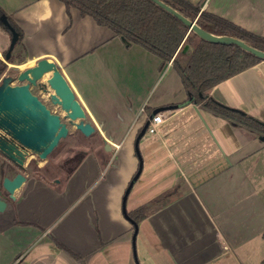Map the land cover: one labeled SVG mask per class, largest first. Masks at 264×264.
Returning a JSON list of instances; mask_svg holds the SVG:
<instances>
[{
    "label": "crops",
    "instance_id": "0c3cea01",
    "mask_svg": "<svg viewBox=\"0 0 264 264\" xmlns=\"http://www.w3.org/2000/svg\"><path fill=\"white\" fill-rule=\"evenodd\" d=\"M56 1L30 0L12 13L0 6L24 33L49 22L54 8L64 13L40 60L57 64L102 149L87 151L63 178L40 177L17 191L18 203L0 214V224L20 236L29 228L41 233L16 263L264 264V141L203 110L170 62L164 66L76 9L70 20ZM187 1L264 37V0ZM210 97L264 120V61ZM157 110L163 123L138 142ZM137 175L126 211L150 210L138 224L136 256L124 198Z\"/></svg>",
    "mask_w": 264,
    "mask_h": 264
},
{
    "label": "trees",
    "instance_id": "16d2710c",
    "mask_svg": "<svg viewBox=\"0 0 264 264\" xmlns=\"http://www.w3.org/2000/svg\"><path fill=\"white\" fill-rule=\"evenodd\" d=\"M71 20V10L111 29L115 36L124 38L127 44L142 46L158 56L163 65L173 61L185 90L194 96L201 108L224 119L233 126L247 129L257 136H264V122L256 117L214 101L210 92L218 84L238 75L262 60L235 45L212 44L200 39L178 18L151 0H59ZM208 33L235 37L250 46L264 51V37L216 16L202 11L200 4L187 0H161ZM0 12L6 14L0 6ZM6 16L14 24V20ZM17 26V25H16ZM19 28V26H17ZM20 31H22L19 28ZM188 46L187 50L184 48ZM6 57V55H5ZM7 63L0 59V78ZM150 208L142 206L128 213L137 224L143 221ZM65 251L73 254L68 248Z\"/></svg>",
    "mask_w": 264,
    "mask_h": 264
},
{
    "label": "water",
    "instance_id": "95a60500",
    "mask_svg": "<svg viewBox=\"0 0 264 264\" xmlns=\"http://www.w3.org/2000/svg\"><path fill=\"white\" fill-rule=\"evenodd\" d=\"M151 1L182 21L189 28V31H193L200 39L212 44L238 46L264 61V51L250 46L245 41L235 37L218 36L208 33L196 21L188 19L163 1ZM6 18L7 16H4V21ZM5 24L12 32L11 44L5 57L8 61L20 37L19 33L10 26L7 20ZM122 41L127 44L124 38H122ZM49 74L51 76L47 80V84H42V88L44 92L49 93L48 87L53 91V93H50V100L53 105L59 106L65 113L64 120L59 114L53 113L39 97L30 91L31 85H36ZM18 80L27 83L13 86L11 85L13 78L7 76L0 85V132H3L5 135L4 138H0V150L8 159L23 163L29 156L37 155L40 159L45 160L59 145L60 141L67 138L70 133L69 126L75 127L86 137L95 134V126L87 119L85 110L77 100L73 89L55 62L46 58L41 59L37 62L36 66L21 72ZM158 112L159 110L153 112L150 119ZM148 126L149 120L143 126L138 137V142L146 134ZM260 140L264 141V136H261ZM106 148L109 149L108 144H106ZM137 178L138 175L133 179L124 198L125 217L134 226V249L139 227L128 215L125 203L127 195ZM26 181V176L21 173L12 179L9 177L4 179V186L10 193L12 200H16L17 191L25 185ZM7 206V202L0 197V214L7 209Z\"/></svg>",
    "mask_w": 264,
    "mask_h": 264
},
{
    "label": "rangeland",
    "instance_id": "374dc122",
    "mask_svg": "<svg viewBox=\"0 0 264 264\" xmlns=\"http://www.w3.org/2000/svg\"><path fill=\"white\" fill-rule=\"evenodd\" d=\"M29 1L30 0H0V5L8 13H12L14 10L18 9ZM54 2L58 1L53 0V3ZM63 16L64 13L61 10L58 11L56 8H54L53 15H51L49 18L50 21H43L41 19L39 21V25L35 27L37 30H31L27 33H24L21 27H19L22 30V40L17 43L14 51L12 52L11 58L8 61L5 59V55L11 44V38L7 31L0 25V59L7 63V69L1 76L0 81L3 77L8 76L14 79L15 84H20V81L18 80L19 74L26 69L37 65V62L41 58L40 55L48 45L51 37L56 35L61 30L60 25L62 24ZM68 21V18L65 16V22L63 25L68 24ZM14 22L17 26H19L16 21ZM187 49L188 46L184 48V50ZM172 74L173 71H171L169 75H167V73L162 74L161 80L165 78L164 82L166 83ZM50 76V74L46 75L38 82V84H47V80L50 78ZM39 89L40 88L35 87L33 89V93H35L44 103L49 105V107L53 110V113L59 114L64 120L65 113L61 110V108L50 103L49 95L50 93H53L50 87H48V94H45ZM69 128L70 133L67 138L62 139L55 150L45 160L40 159V157L37 155H31L28 157L29 159H27L28 161L26 164L28 170L31 172V175L36 176L37 178L43 177L49 180L63 178L66 168L72 166V164L68 163L67 161L70 160V158H72V156H74L76 153H83L84 151L97 152V150L100 151L102 149V141L98 135L94 134L90 137H86L75 127L69 126ZM75 156L78 157V155ZM259 167L264 168L262 161L260 162L258 168ZM34 169L35 172L33 171ZM15 202V200H12L11 204H15ZM261 217L262 216L260 215V218ZM256 218H253L251 215V222ZM260 218L259 222L261 224L263 220ZM40 233L37 230L29 228L24 236H20V234L16 233L14 227H9L7 230H5L4 226L0 224V264H17L16 262L19 257L22 259L25 256L30 255L32 250L36 247V245L35 247L33 245L40 241ZM137 244L138 241L136 239V256L138 255ZM109 264L112 263L109 262Z\"/></svg>",
    "mask_w": 264,
    "mask_h": 264
},
{
    "label": "flooded vegetation",
    "instance_id": "af4514ba",
    "mask_svg": "<svg viewBox=\"0 0 264 264\" xmlns=\"http://www.w3.org/2000/svg\"><path fill=\"white\" fill-rule=\"evenodd\" d=\"M4 16H6V14H3V13L0 12V25L7 31V33L10 35V38L12 39V32H11L10 28L5 24V21L7 20V22L10 24V26H12L19 33V37H20L19 41H21L22 40V38H21L22 34H21V31L19 30V28L16 25H14L9 20L8 17L4 21V19H3ZM6 54H7V52H6ZM5 77H7V76H5ZM5 77H3L2 80L0 81V85L3 83V80H4ZM26 83L27 82H20V84H15V81L13 79L11 85L16 86V85H23V84H26ZM35 87H38V88H40L39 90L43 91L42 84H38L37 83L36 85H31L30 86V91L32 93H33V89ZM44 93L48 94V92H44ZM33 94L35 96H37L35 93H33ZM50 103L52 104L51 100H50ZM47 107L53 112V110L49 107V105H47ZM4 137H5L4 133L0 132V138H4ZM85 153H86V151H84L83 153H80V152L76 153L75 155H78V157H76L74 155L75 157L72 156V158H70V160L67 161L68 163L72 164V166H70L69 168H66V170H65V175L66 176L69 175V173L72 171V168L78 164V162L81 160V158L83 157V155ZM27 159L23 163H19L18 161H13V160L8 159L7 156L3 152H1V150H0V197H1L2 200L7 202L8 206L11 204L12 199L10 198V193L8 192V190L4 186V179L6 177H9V178L12 179L17 174L21 173L24 176H26L27 181H26L25 185L27 184L28 186H31L32 183L37 179V177L31 175V172L28 170L27 164H26ZM29 165H28V167H29ZM35 169H36V167H35ZM35 169L33 170L34 172H35ZM15 201H16L15 203L17 204L18 203L17 196H16V200Z\"/></svg>",
    "mask_w": 264,
    "mask_h": 264
},
{
    "label": "built area",
    "instance_id": "2783aa9c",
    "mask_svg": "<svg viewBox=\"0 0 264 264\" xmlns=\"http://www.w3.org/2000/svg\"><path fill=\"white\" fill-rule=\"evenodd\" d=\"M172 62H170V65H172ZM142 111H145V108H142ZM163 116L161 113L156 114L152 119H149V126L147 129V132L150 134H155L158 131L159 126L163 123Z\"/></svg>",
    "mask_w": 264,
    "mask_h": 264
}]
</instances>
